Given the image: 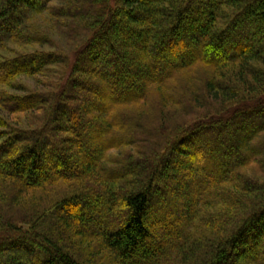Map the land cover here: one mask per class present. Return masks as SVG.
Masks as SVG:
<instances>
[{"label": "trees", "instance_id": "trees-1", "mask_svg": "<svg viewBox=\"0 0 264 264\" xmlns=\"http://www.w3.org/2000/svg\"><path fill=\"white\" fill-rule=\"evenodd\" d=\"M42 12L76 46L10 56L11 43H47L33 21ZM184 37L194 43L185 60L149 57ZM215 48L233 53L207 56ZM126 69L124 82L140 89L123 95ZM23 76L39 77V88ZM193 94L209 111L174 128L169 103ZM0 109V264H264V117L254 116L264 111V0H0ZM23 114L39 125L23 126ZM217 131L242 152L234 175L218 167L232 163ZM125 148L127 157L112 153ZM58 152L65 171L39 179ZM248 239L263 259L249 256Z\"/></svg>", "mask_w": 264, "mask_h": 264}, {"label": "rangeland", "instance_id": "rangeland-1", "mask_svg": "<svg viewBox=\"0 0 264 264\" xmlns=\"http://www.w3.org/2000/svg\"><path fill=\"white\" fill-rule=\"evenodd\" d=\"M54 3L57 4L56 1H54ZM51 18H53V17H50L49 12H44V13L42 12V14L34 15V18H33V21L36 24H38L39 30H41V32L39 34H45V38L47 39V43L41 44V45L36 44V43L24 44L22 42L20 44L11 43L9 48H10V50H12L13 53L10 52L9 55L10 56L21 55V54H24L26 52L41 51V50L43 52H45V51H47V52H50V51H54V52H57V51H61V52L68 51L69 52V50H71L72 47L76 46V42L73 39H71L72 35L69 33L68 29H65V25L61 26L60 24H57L58 21H62V20L51 19ZM64 21H66V20H64ZM9 27H10V23H7L5 25V28L8 29ZM197 37L198 36L196 35L195 38H197ZM97 47H101V44H97ZM137 48H138L137 51L139 53L145 52V49L143 50V48L140 45H138ZM193 49H194L193 41L191 42L190 39H187V38L184 37L183 40L181 41L180 47H177L176 45L175 46H168L165 50L161 51L160 54L150 50V52H148V55H149L150 58L155 59V61H157V63H160V64H162V66H165L168 63L170 65V64L179 63L182 60H185L186 59L185 56H187L189 54H193ZM231 53H233V52H231V51L229 52V50H226V49H221V48L216 49L215 48L212 51V53H208L207 56H211L212 55L213 57H220V56H223V55H229ZM129 74H130L129 71L126 69L123 72L122 79H119V85H117V90H119L120 93L122 92L123 95H126V93H129L131 90L138 91L140 89V85L137 82L138 80H136V79H133L130 84H127V83L124 82L125 77H127V75H129ZM38 78L39 77H34V76H32V77L23 76V77H19V79H17L16 81L21 83L22 85H25L30 90H36V89L39 88V84L37 82V81H39ZM40 79L44 80L45 77L44 78H40ZM175 84L178 85V80L175 82ZM191 96L194 99L191 102L185 103L183 105H179V103H178V105H172V103H169V104H171L170 106H173L171 109H173L174 112L170 113V115H172L171 118L173 117V119L171 120V125H173V123H174V128L177 126V124L179 122H184L183 120H185L186 118L189 119L190 117H193V116L197 117L198 112H200L201 110L209 111L210 107H209L208 104H206V103L204 104L203 102L200 103V102L197 101L196 97L199 96V95L195 96L193 94ZM152 101L156 102L157 100H152ZM149 104L152 106V110H150L151 114H149L150 117L153 118V119H155V118L159 119V117L156 116V114H155L156 113L155 105L153 104V102H149ZM156 105H158V104H156ZM140 106L141 105H139V104L138 105H132V108H133V110L136 111V110H138L137 107H140ZM143 106H141V107H143ZM204 107H206V108H204ZM145 108H148V107H145ZM121 110L123 112L125 111L123 108H121ZM213 110L216 111L217 108L215 107ZM4 111L5 110H1L0 109V112H2L3 114H5ZM115 112L116 111H114V113ZM37 114L41 115L42 112L41 111H37ZM57 114H59V112H57ZM154 114H155V116H154ZM68 116H69L70 124L78 126L80 121L76 119L75 114L74 113H70V114H68ZM254 116L257 119H260V118L262 119L264 117V111L258 112ZM38 118H37L36 115H35V117L32 116V115L29 117V115L23 114L21 116V121H22L21 123H23V126H26L28 123L33 121L34 124L32 126H37V125H39ZM9 119L11 121H14L13 115H11L9 117ZM151 121H153V120H151ZM154 123L158 127H159V125H161V124H159V122H155L154 121ZM242 124H244V123H242ZM237 125H238V123H237ZM247 125H250V123L249 124L245 123L242 126H247ZM217 132L218 133H216V135L214 136L213 140H218V141L222 140V143H224L223 142L224 139H221V137H223L222 136L223 132L222 131H220V132L217 131ZM87 134H91V132L87 133ZM138 137H143V136L137 135V138ZM197 139H198V143H200V141L203 142V140H204V138L200 137V136H198ZM228 143H229V146H230V148H229L230 151L228 150L227 152H225L224 153L225 156H223V158L227 157L228 161L232 163L231 164L232 167H227V166H223V165L221 166V168H220V166H218V167H219L220 170L226 171V174L228 173L231 176V175H234L233 164L239 159V157L241 155L240 153H242V152L237 146V141L235 139V136H233L232 139H231V142L228 141ZM228 143L225 142L224 144H228ZM206 145H208V143H206ZM186 147L193 149L192 150L193 151V156L196 159V163L199 164L198 162L201 161V155H200L201 153L199 151H197L196 145L189 146L188 144H185V148ZM210 149H211V147L208 150H210ZM123 150H121V151H112V153L117 158L127 157V155H128L127 153H129L131 149L129 150V148H125ZM91 151L92 150L89 149V147L87 146L84 154L86 156H89V155H91L90 154ZM58 153H59L58 154L59 156L56 154V155L52 156L51 160L49 159L50 156H48V159L46 160V162H44L45 164L43 166L41 165L40 172L38 174V178L39 179H42L43 176L46 174V172L49 171L51 168H54L55 170H57V171H59L61 173L65 171V168L63 167L62 160L60 159L61 152H58ZM118 154H119V157L117 156ZM169 165H172L176 170H178L181 167L176 156L171 157V163ZM212 168L215 170L216 173H217V171H219V170H217L216 167L212 166ZM69 172H74L73 167L69 168ZM196 174L195 173H193V174H188L187 173V176H188V178H190V177H192V175H196ZM196 176H197L196 177L197 181H199L201 175L197 174ZM259 176H261V173L259 174ZM185 183H187V181H185ZM175 184H176L175 181H172L171 183L170 182H165L164 186L165 187L167 186L170 189V191L172 192V189L175 186ZM176 190H177V187H176ZM181 191H185L186 192V188L183 185L180 188V192ZM171 197H172V199H174V201L177 202L178 195L172 193ZM158 201H159V203H161V204L163 203L164 204L163 200H158ZM165 202H168V201H165ZM82 212H85V210L83 211L82 208H81L80 211H78L77 209H75V211H74L73 208L70 210V213L76 214V215H78L79 213H82ZM171 214H173V213H171ZM171 214H170V217H171ZM108 229H109V227H107L105 230H108ZM172 229H173V227H171L169 230H172ZM247 242H248V246H246V247L249 248V256L250 257H256L257 256L258 258L263 259V255L261 254L262 250L253 247L252 246V242L253 241L251 242V240L248 239ZM15 253L20 258H31V259L34 260V257H33L34 255L32 256L31 252L26 247L19 246V247L15 248Z\"/></svg>", "mask_w": 264, "mask_h": 264}]
</instances>
